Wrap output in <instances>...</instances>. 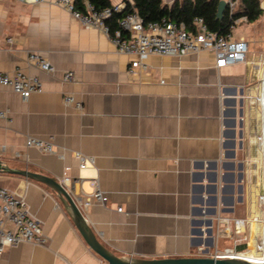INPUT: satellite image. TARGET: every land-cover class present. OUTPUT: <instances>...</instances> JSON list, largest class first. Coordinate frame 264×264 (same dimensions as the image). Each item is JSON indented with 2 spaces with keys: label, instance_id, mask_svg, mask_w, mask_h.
Returning <instances> with one entry per match:
<instances>
[{
  "label": "crops",
  "instance_id": "obj_1",
  "mask_svg": "<svg viewBox=\"0 0 264 264\" xmlns=\"http://www.w3.org/2000/svg\"><path fill=\"white\" fill-rule=\"evenodd\" d=\"M123 1L133 2L111 4ZM31 50L55 71L30 63ZM253 56L251 42L249 62L221 68L209 52L151 55L147 68L133 75L128 70L138 56L118 52L105 33L83 26L64 6L0 0V71L21 69L43 82V90L27 99L0 84V110L9 115L0 119V160L57 179L118 256H202L217 245L242 250L246 243L238 235L251 229L252 237L253 224L236 222L245 218L237 213L244 202L237 155L245 124L239 116L252 87ZM67 71L76 78L65 81ZM68 92L83 102V113L64 102ZM28 134L53 135L66 149L64 158L27 147ZM75 151L86 156V167ZM96 183L109 201L86 209L78 196ZM0 187L26 199L46 238L5 245L0 264H108L52 188L11 172H0Z\"/></svg>",
  "mask_w": 264,
  "mask_h": 264
},
{
  "label": "built area",
  "instance_id": "obj_2",
  "mask_svg": "<svg viewBox=\"0 0 264 264\" xmlns=\"http://www.w3.org/2000/svg\"><path fill=\"white\" fill-rule=\"evenodd\" d=\"M14 1L31 4L52 1L55 4L64 6L83 26L98 29L105 33L116 46L118 52L137 55L138 59L132 61L128 70L133 75L137 74L140 69L145 70L147 68L145 61L151 55L181 56L209 52L214 56L215 65L218 68L249 62L250 42L246 39H235L232 35L235 25L241 19L247 20L245 16L234 19V11L239 0H227L228 15L233 22L225 33L210 29L204 18L200 16L195 17L191 25L170 18L145 23L137 10L123 13L124 8L127 6L125 1L112 3L101 9L96 8L89 0H84V9L76 5V0ZM115 13H121L122 16L118 19V29L112 32L108 19ZM10 40L12 38H9ZM28 60L47 72L52 73L55 71L54 64L37 50L29 51ZM75 78L76 74L74 71H67L63 76L65 81H72ZM0 84L11 88L24 99H27L33 93L43 90V82L38 76L29 75L21 69H16L12 72L0 71ZM63 98L66 104L72 105L77 111L83 113V102L78 100L74 93H65ZM1 118L8 119V113L0 110ZM26 145L30 148H37L54 154L59 158H64L65 156L66 149L56 143L53 135L42 137L28 134L26 136ZM3 149L5 150L6 146ZM75 154L81 159L80 167H86V156L81 151H75ZM63 181L70 182V178L65 175ZM78 200L87 209L95 203L107 205L109 195L96 183L91 193L82 192L78 196ZM118 210L122 211V207H119ZM221 220L223 221V217ZM257 220L258 217L253 216L239 218L236 222L238 224L247 223L251 226ZM262 232V246H259L262 252L257 254L258 256L264 255V225L262 226ZM238 239L246 243L245 249L239 250L235 247L221 248L222 246L217 245L210 255L216 258L245 259L242 253L249 250L251 241L243 233H239ZM45 241L43 228L40 222L32 216L26 199L6 187H0V255L4 251L5 245L20 242L43 244ZM254 248L256 249V245H254Z\"/></svg>",
  "mask_w": 264,
  "mask_h": 264
},
{
  "label": "rangeland",
  "instance_id": "obj_3",
  "mask_svg": "<svg viewBox=\"0 0 264 264\" xmlns=\"http://www.w3.org/2000/svg\"><path fill=\"white\" fill-rule=\"evenodd\" d=\"M262 6L264 7V0H262ZM232 35L235 39H246L251 42L252 55H254V62L256 63L251 68L254 74L251 79L252 87L245 95L244 114L239 116L243 118L245 124L243 148L239 150L237 155V160L243 167L242 169L238 168L237 171L242 172L239 184L243 190L244 202L237 206V213L247 218L258 217V220L253 224V236L251 237L250 229V233L245 237L251 241L252 247L256 245V253L259 254L262 252L259 246H262V226L264 225V159L262 147L264 107L260 104L264 78V14L252 22L241 19L232 30ZM221 248L225 247L222 246ZM240 248H244V246L242 245Z\"/></svg>",
  "mask_w": 264,
  "mask_h": 264
},
{
  "label": "trees",
  "instance_id": "obj_4",
  "mask_svg": "<svg viewBox=\"0 0 264 264\" xmlns=\"http://www.w3.org/2000/svg\"><path fill=\"white\" fill-rule=\"evenodd\" d=\"M96 8L101 9L111 4V0H89ZM220 0H181L171 6L163 3V0H133L127 1L123 13L130 10H137L145 23L170 18L178 22H185L191 25L195 17H203L210 29L225 33L229 30L233 20L228 15L226 8L222 19L217 18L218 5ZM76 5L84 9L83 0H76ZM264 14L262 0H239L235 11L234 19L245 16L247 21L258 20ZM121 13H115L108 19L111 31L118 29V19ZM246 248V244L243 245Z\"/></svg>",
  "mask_w": 264,
  "mask_h": 264
},
{
  "label": "water",
  "instance_id": "obj_5",
  "mask_svg": "<svg viewBox=\"0 0 264 264\" xmlns=\"http://www.w3.org/2000/svg\"><path fill=\"white\" fill-rule=\"evenodd\" d=\"M227 8V1L220 0L217 11V18L222 19ZM264 94V83H263ZM233 114H237L236 109L233 110ZM233 124H236L235 118ZM232 134H235V129L232 130ZM233 145L235 141H232ZM235 153H232L234 156ZM0 172L17 173L28 178L34 179L41 183L46 184L54 191H56L63 202L69 207L72 218L80 230L81 234L90 245V247L102 256L108 264H257L250 262L246 259L239 258H216L211 255L202 256H190V257H165V258H138V257H121L110 251L103 243L98 239L95 232L88 225L86 217L73 198L69 191L61 184L57 179H54L48 175L30 171L27 169H14L7 165H4L0 160Z\"/></svg>",
  "mask_w": 264,
  "mask_h": 264
},
{
  "label": "bare ground",
  "instance_id": "obj_6",
  "mask_svg": "<svg viewBox=\"0 0 264 264\" xmlns=\"http://www.w3.org/2000/svg\"><path fill=\"white\" fill-rule=\"evenodd\" d=\"M264 82V80H263ZM262 91H263V85H262ZM260 104L264 107V94L262 93V98H260ZM264 110V108H263ZM264 127V126H263ZM263 159H264V139H263ZM243 257H245L246 260L253 262V263H259L264 264V255L258 256L256 253V249L252 246H250L249 250H246L244 253H242Z\"/></svg>",
  "mask_w": 264,
  "mask_h": 264
}]
</instances>
